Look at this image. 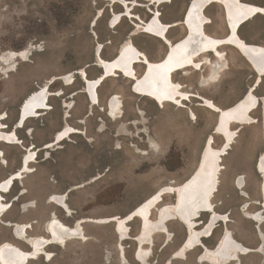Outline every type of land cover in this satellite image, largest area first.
I'll return each mask as SVG.
<instances>
[{"label": "rangeland", "instance_id": "obj_1", "mask_svg": "<svg viewBox=\"0 0 264 264\" xmlns=\"http://www.w3.org/2000/svg\"><path fill=\"white\" fill-rule=\"evenodd\" d=\"M190 1L173 0L161 6L162 21L181 23ZM243 1L264 7V0ZM138 2L146 6L134 13L146 22L151 17L150 0ZM123 10L105 0H0V115L5 117L4 132L15 128L20 106L31 93L48 84L52 93L51 109L31 120L26 129L17 130L21 145L0 146L4 153L0 181L20 168L27 147L33 145L38 153L33 173L5 195L6 201L13 203L0 219V247L12 244L30 251L31 240L49 237L47 225L53 220L70 228L81 226L86 235V239H73L65 246L49 247L46 251L53 256L51 261L41 257L29 264H213L201 247L180 253L189 231L179 220L168 224L167 233H156L143 249L138 243L142 230L138 218L129 223L126 237L118 234L111 221L127 217L160 189L182 186L197 169L218 120V114L197 99L185 101L184 107L162 108L134 94L133 82L122 76L106 80L99 89V105L92 106L84 94L83 79L75 73L83 69L90 79H96L102 73L96 65L97 48L110 60L131 38L135 27L130 18L117 28L109 27L112 14ZM206 14L212 20L207 32L226 37L229 31L223 8L213 5ZM139 34L131 38L136 47L152 61L162 60L167 46ZM185 34L181 23L170 31L169 39L174 43ZM240 35L249 43L264 45V17L249 22ZM220 52L222 57L209 56L211 65L201 71L180 72L175 81L185 92L201 94L220 108H228L258 81L233 48L224 47ZM21 53L24 57L15 56ZM143 71L144 66H137L139 76ZM63 77L74 78L73 83L66 84ZM258 87L255 95L264 101V77ZM115 95L121 112L113 119L107 115V101ZM253 117L257 123L238 132L236 144L223 158L219 191L212 198L215 213L227 220L217 226L211 238L203 240L213 250L226 230L249 249L227 264H264V217L259 223L248 218L261 209L262 201V177L256 171V162L264 152L261 107ZM68 126L76 131L74 135L51 150L42 149ZM28 129H33V135L28 131L32 137L27 135ZM214 137L213 145L219 149L223 139ZM241 181L246 182L244 192L238 189ZM55 195H64L71 213L51 203ZM174 196L163 197L152 213L153 222L159 220L162 208L176 204ZM202 215L197 230L207 224L209 215ZM20 225L33 228L28 230L29 244L16 238Z\"/></svg>", "mask_w": 264, "mask_h": 264}, {"label": "bare ground", "instance_id": "obj_2", "mask_svg": "<svg viewBox=\"0 0 264 264\" xmlns=\"http://www.w3.org/2000/svg\"><path fill=\"white\" fill-rule=\"evenodd\" d=\"M105 1L110 2L112 6L118 5L124 9L121 13L112 14L109 23L110 28H117L124 22L125 18H130L135 27V31L131 34V38L137 36L139 33L147 34V36L154 37L163 42L167 48H169V51L166 52L162 60L155 62L152 61L146 53L140 51L136 47L134 41L129 38L114 58L106 60L101 56L102 49L98 47L96 51V62L98 63H96V65L98 64L101 70L105 69V76L102 77V75H100L96 79H90L85 70L81 69L77 71L78 75L85 82L84 93L92 106H98L100 103L99 89L102 84L110 78L122 76L133 82L132 92L134 94L146 99H151L162 108L166 105L184 107L185 101L191 102L192 99H197L201 102V106L215 113H220L218 127L216 124V135L221 136L223 142L226 137L228 145L223 148V143L222 146L217 149L213 145L214 139L209 136L201 152L202 154L197 169L182 186L179 188L166 187L160 189L133 211L135 216L132 220L126 217H117L111 221L116 223L118 233L122 235V237H126L129 233V223L138 218L142 226L138 243L141 249H143L149 244L147 242L151 241L156 233H167L168 224L173 220H179L189 231L188 240L184 248L180 251L182 255H185L183 254L185 250L192 251L201 247L203 248L205 257L213 264L230 263L237 255H242L249 251V249L243 243L236 240L230 232L226 234V230L223 232L221 238L225 236L224 239L221 240V245L219 246V240L213 250L207 248L201 241L202 237H210L211 234H214L216 230H214V228H217V224L227 220L224 215L215 213L212 198L219 191L220 174L223 168L222 158L224 155H227L230 147L236 142L238 137L239 130L233 127L238 126L244 128L254 125L256 120L253 114L259 110V107H261L262 111L264 108L263 103L260 105V99L255 95V91L264 77V45L249 43L240 35L242 29L245 28L249 22L259 16L264 17V7L247 3L243 0H192L189 2L184 14L185 16L188 8H190L187 13L186 22L182 23L186 30V34L180 40L172 43L171 39H169V33L173 28L179 27L181 23H164L162 21L163 14L159 8L163 5L172 4L173 0H150L151 3L148 5V12L152 16L146 22L143 21L137 13H134L138 7L145 8L146 6L140 4L138 2L139 0ZM213 5H220L224 10L226 26L230 32L224 38L214 37L207 32V28L212 24V20L207 16L206 12ZM224 47L233 48L236 53L244 58L254 73H256L258 81L240 100L228 108H220L214 101L205 98L201 94L195 95L185 92L183 85L175 81V76L180 72L191 69L201 71L204 66L211 65L209 56L212 55L216 58L222 57L220 49ZM24 55L25 53H21L15 56L22 58ZM137 66H144V72H146L147 68L148 71L144 73V75L139 76ZM73 79L69 78V80H66L64 77L62 78L65 83L67 81L66 84L68 85L73 83ZM61 94L62 93H59L58 96ZM51 96L52 93L49 84L31 93L20 107L18 117L22 114V120L20 124L17 121L15 127L17 126V129H25L31 120L39 118L42 113L49 111L51 109L49 104ZM120 112V102L115 95L107 101V115L110 118L116 119ZM0 116V146L2 144L20 145L21 141L16 132H4L5 125L2 121L5 117H2L4 116L3 114ZM12 131L15 130L13 129ZM75 133L76 131L73 128L69 126L66 127V129H63L56 135L52 143L47 144L46 149H51L55 145L65 142ZM29 134H31V131H29ZM32 146L33 145H31V147ZM31 147H27L28 154L22 157V161L24 160L23 169L20 166V168L16 170V173L11 174L0 182V218L6 215L12 208L11 202L6 201L5 195L12 192L16 183L24 179L25 174L32 173L33 169L31 166L37 163L38 154L34 152L33 149H29ZM0 157H3V152L1 150ZM256 169L259 173L263 174L260 189L263 197L262 202H264V152L256 162ZM245 183L246 182L241 181L238 189L244 192L246 188ZM172 194L177 195L174 196V203L177 204L162 208V214L159 220L153 222L151 220L153 211L157 210L158 206L163 202V197L165 195ZM51 203L61 210L71 213L64 195H55ZM262 207L264 208V205H262ZM203 213H212L213 217L208 218L207 227L197 230L195 228L197 225L196 220ZM263 217L264 213L258 211L250 214L248 218L259 223L262 222ZM106 222L107 221H104V223ZM29 229L30 227L28 226L20 227L19 234L16 238L20 241L26 240L28 238ZM47 233L49 237H39L31 240V251L22 250L12 244L1 246L0 264H29L31 261L39 260L41 257H46L48 258L47 261H51L53 256L46 251L49 247L58 244L65 246L68 241L81 239V237L86 239V235L81 226L70 228L59 220H53L47 225ZM167 244L166 241L165 246ZM141 257L142 253L139 252V258Z\"/></svg>", "mask_w": 264, "mask_h": 264}, {"label": "flooded vegetation", "instance_id": "obj_3", "mask_svg": "<svg viewBox=\"0 0 264 264\" xmlns=\"http://www.w3.org/2000/svg\"><path fill=\"white\" fill-rule=\"evenodd\" d=\"M191 1H192V0H191ZM191 1H190V2H191ZM184 14H185V13H184ZM151 16H152V15H151ZM150 18H151V17H150ZM229 33H230V32H229ZM229 33H228V34H229ZM172 43H173V42H172ZM174 43H175V42H174ZM167 51H169V48H168ZM96 54H97V52H96ZM96 57H97V55H96ZM97 67H98V65H97ZM98 68H100V67H98ZM100 69H101V68H100ZM144 71H145V70H144ZM144 73H145V72H143L142 75H144ZM255 74H256V73H255ZM140 76H141V75H140ZM80 78H81V77H80ZM97 78H98V77H97ZM83 82H84V81H83ZM259 87H260V86H259ZM259 87H258V88H259ZM84 88H85V82H84ZM84 94H85V93H84ZM258 98H259V97H258ZM259 99H260V105H261L262 103H263V105H264L263 98H259ZM21 105H22V104H21ZM20 107H21V106H20ZM259 108H260V107H259ZM21 111H22V110H21ZM19 113H20V109H19ZM217 114H218V120H217V127H218V125H219V115H220V113H217ZM18 115H19V114H18ZM43 115H44V114H43ZM262 116H263V122H262V127H263V125H264V108H263V111H262ZM255 119H256V118H255ZM3 121H4V120H3ZM20 123H21V122H20ZM20 123H19V124H20ZM256 123H257V120H256ZM256 123H255V124H256ZM19 124H18V125H19ZM217 127L215 128L216 131L214 132V134H213L212 136H210V137H212L213 139H215L214 136L216 135ZM233 128H234V129L237 128V129L239 130V133H240V131L243 129V128L238 127V126H237L236 128H235V127H233ZM244 128H245V127H244ZM6 129H7V126L4 128V130H6ZM25 129H26V128H25ZM17 130H24V129H17V126H16V127H15V131H12V130H11L10 132H16V134H17ZM29 130H32V135H33V129H28V130H27V135H29V134H28V131H29ZM10 132H8V133H10ZM59 132H60V131H59ZM263 132H264V129H263ZM56 134H57V133H56ZM32 135H29V136L32 137ZM216 136H218V135H216ZM218 137H221V136H218ZM55 138H56V135H55V137H54V140H55ZM221 138H222V137H221ZM222 139H223V138H222ZM226 139H227V138L225 137V140H224V142H223V143H224L223 148L226 147V146H228V145H227V142H226V141H227ZM51 143H52V142H51ZM223 143H222V144H223ZM235 144H236V143H235ZM7 145H8V144H7ZM20 145H21V144H20ZM46 145H47V144H46ZM46 145H45V146H46ZM45 146L42 148L43 150H51V149H45ZM233 146H234V145H232V147H230V150L228 151L227 155H228L229 152L232 150ZM29 149H33L34 152H37V150H36V148H34V146H32V147L29 148ZM26 154H28V148L26 149ZM37 154H38V153H37ZM227 155H224L223 158H224L225 156H227ZM261 155H262V154H261ZM261 155H260V156H261ZM24 156H25V155H24ZM24 156H23V157H24ZM3 157H4V153H3ZM223 158H222V160H223ZM3 159H4V158H3ZM22 159H23V158H22ZM21 161H22V160H21ZM222 166H223V161H222ZM31 168H32V166H31ZM32 169H33V168H32ZM223 169H224V167L222 168V170H223ZM256 171H257V169H256ZM16 172H17V171H15V172H13V173H16ZM257 172H258V171H257ZM13 173H11V174H13ZM32 173H33V172H32ZM258 173H259V172H258ZM11 174H9L7 177H9ZM30 174H31V173H30ZM259 174H260L261 177L263 178V174H261V173H259ZM27 175H28V174H25V175H24V178H25ZM7 177H6V178H7ZM6 178H5V179H6ZM5 179H3V180H5ZM3 180H1V181H3ZM1 181H0V182H1ZM244 196H245V195H244ZM246 196H247V195H246ZM262 201H263V197H262ZM262 201H261L262 204L259 203V205H260V207H261V209H260L259 211H261L262 213H264V208L262 207V205H264V204H263L264 202H262ZM176 204H177V203H176ZM203 214H208V215H209V218H210V217H211V218L213 217V214H212V213H211V214H210V213H203ZM201 215H202V214H201ZM201 215H200V216H201ZM5 216H6V215H5ZM5 216H4V217H5ZM200 216L197 218V220L200 218ZM4 217H3V218H4ZM0 219H1V218H0ZM197 220H196L197 225H196L195 228H197L198 226L201 225V222H197ZM49 221H50V220H49ZM49 221H48V222H49ZM198 223H199V224H198ZM47 224H48V223H47ZM47 224H46V225H47ZM209 224H210V223H209ZM219 224H220V223H219ZM219 224H217V225H219ZM30 225H32V224H30ZM76 225H77V223H76ZM217 225H216V227H217ZM20 226H22V225H20ZM207 226H208V222H207V224L204 226V228L207 227ZM18 227H19V226H18ZM18 227H16V228L14 229V235H15L16 229H17ZM32 227H33V225H32ZM32 229H33V228H32ZM32 229H31V230H32ZM215 229H216V228H214V230H215ZM31 230H29V231H31ZM211 230H212V229H211ZM214 230H213V231H214ZM29 231H28V238L24 241V242H26V243H28V244L30 243V240L32 239V238H29ZM45 232H46V227H45ZM46 234H47V233H46ZM225 234H226V233H225ZM47 235H48V234H47ZM212 236H213V234H211L210 237H202V241H201V242L203 243V240H204V239L211 238ZM224 236H225V235H224ZM224 236L221 238V240L224 239ZM15 237H16V236H15ZM47 237H48V236H47ZM34 238H35V237H34ZM187 240H188V236H187L186 240L183 242V244L181 245V249L184 248V245L186 244ZM221 240H220V244H219V246H220L221 243H222ZM203 244H204V243H203ZM202 247H203V245H202ZM207 248H208V247H207ZM217 249H218V247H217ZM215 250H216V249H215Z\"/></svg>", "mask_w": 264, "mask_h": 264}, {"label": "water", "instance_id": "obj_4", "mask_svg": "<svg viewBox=\"0 0 264 264\" xmlns=\"http://www.w3.org/2000/svg\"><path fill=\"white\" fill-rule=\"evenodd\" d=\"M150 3H151V1H150ZM189 9L190 8H188V10H187V13H188V11H189ZM187 13H186V15L183 17V20L181 21V23H185L186 22V18H187ZM148 71V68L146 69V72ZM145 72V73H146ZM76 75H78V72H76L75 73ZM100 75H102V77L103 76H105V69H102V73L100 74ZM73 79V78H72ZM21 120H22V114H20V116L18 117V123H20L21 122ZM14 130H15V128H14ZM31 147V146H30ZM23 167H24V160L22 161V165H21V168L23 169ZM11 203H13V201L11 202ZM135 213L134 212H132L131 214H129V216H127L126 218H130L131 220L134 218V215Z\"/></svg>", "mask_w": 264, "mask_h": 264}, {"label": "crops", "instance_id": "obj_5", "mask_svg": "<svg viewBox=\"0 0 264 264\" xmlns=\"http://www.w3.org/2000/svg\"><path fill=\"white\" fill-rule=\"evenodd\" d=\"M144 72V71H143ZM78 227V226H77ZM17 235L19 234V230L17 231V233H16ZM119 234V233H118ZM31 251V250H30Z\"/></svg>", "mask_w": 264, "mask_h": 264}]
</instances>
